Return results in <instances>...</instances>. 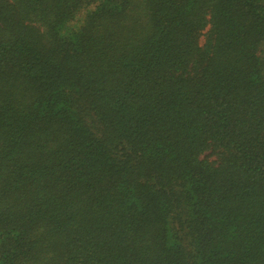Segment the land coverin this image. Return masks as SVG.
Returning <instances> with one entry per match:
<instances>
[{
	"label": "trees",
	"instance_id": "obj_1",
	"mask_svg": "<svg viewBox=\"0 0 264 264\" xmlns=\"http://www.w3.org/2000/svg\"><path fill=\"white\" fill-rule=\"evenodd\" d=\"M0 264H264V0H0Z\"/></svg>",
	"mask_w": 264,
	"mask_h": 264
}]
</instances>
